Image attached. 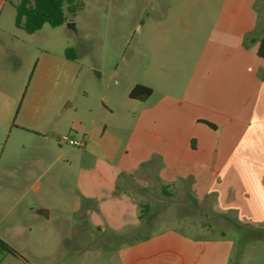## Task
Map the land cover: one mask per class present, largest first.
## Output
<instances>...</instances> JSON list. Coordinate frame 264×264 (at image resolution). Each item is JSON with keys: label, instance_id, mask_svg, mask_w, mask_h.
<instances>
[{"label": "crops", "instance_id": "1", "mask_svg": "<svg viewBox=\"0 0 264 264\" xmlns=\"http://www.w3.org/2000/svg\"><path fill=\"white\" fill-rule=\"evenodd\" d=\"M256 3L180 0L178 12L185 18L178 21L165 20L173 8H154L165 16L147 30L158 39L162 55L156 53L152 65L147 57L148 70L161 72L169 88L158 99L153 100L152 87L147 100L131 99L142 105L139 112L124 113L129 131L123 147L116 126L106 123L115 115L106 105L112 93L103 97L101 111L87 110L95 132L80 124L81 140L84 148L103 152L106 164L84 172L91 181L77 184L75 200L62 199L58 208L70 214L65 206L72 203V212L97 231L98 248L84 251L92 255L85 264H233L236 244L226 236L193 237L159 224L168 217L174 188L183 193L178 203L183 207H209L241 231L264 228V59L258 56L264 34ZM148 43L153 45L152 37ZM51 64L47 53L44 67ZM5 70L0 76V191L39 190L46 167L24 169L10 162L26 154L19 137L59 140L63 132L52 125L58 106L46 107L41 93L34 97L35 107L23 103L17 113L20 73ZM94 137L101 140L92 147Z\"/></svg>", "mask_w": 264, "mask_h": 264}, {"label": "rangeland", "instance_id": "2", "mask_svg": "<svg viewBox=\"0 0 264 264\" xmlns=\"http://www.w3.org/2000/svg\"><path fill=\"white\" fill-rule=\"evenodd\" d=\"M179 1L79 0L80 10L76 14L66 12L67 21L63 26L45 25L33 35L15 26L18 0L0 3V40L8 41L7 45H0V76L2 69L20 73L21 100L17 113L21 103L35 107L34 97L44 93L46 107L53 103L58 106L52 125L63 132L60 138L68 135L81 140L85 131H81L80 124L95 132L93 116L87 110L101 111L103 97L111 92L113 99L106 100V105L113 108L115 115L108 116L106 123L110 129L116 126L114 133L122 136L123 147L124 136L129 131L128 116L124 113L139 112L142 105L131 100L132 90L137 85L152 87L156 91L154 100L169 88L168 79L159 76L161 72L152 75L151 69L148 70L147 57L152 65L155 54L162 55V51L158 39L149 35L147 28L151 23L163 21L165 15L154 12L158 6L173 8L167 15L169 18H165L167 21L185 18L178 12ZM256 6L264 34V0H257ZM151 37L153 45L148 43ZM67 49H74V59H67ZM47 53L52 57V64L44 67ZM43 70L48 74L40 76ZM96 71L104 72V77L100 78ZM65 108L67 111L62 112ZM118 128L123 129V134ZM14 138L10 140L9 151L14 146ZM60 138L55 144L35 137L18 138L26 154L11 159L10 163L24 169L39 166L46 170L41 171L39 190L0 191V264H85L92 255L84 251L98 248L97 231L80 214L72 212V203L65 206L71 210L70 214L58 208L62 199L75 200L77 184L91 181L84 172L106 164L104 159H107L99 150L73 148L61 143ZM94 138L92 147L98 146L101 140ZM55 187L57 202L52 198ZM170 194L168 217L159 224L181 228L193 237L226 236L236 244L233 264H264V228L245 226L241 231L238 223L208 212L209 207L197 211L179 205L181 190L171 189ZM42 211L49 215H42Z\"/></svg>", "mask_w": 264, "mask_h": 264}, {"label": "trees", "instance_id": "3", "mask_svg": "<svg viewBox=\"0 0 264 264\" xmlns=\"http://www.w3.org/2000/svg\"><path fill=\"white\" fill-rule=\"evenodd\" d=\"M17 29L33 35L41 31L45 25L52 28L63 26L66 21V12L76 14L80 10L79 0H18L15 4ZM258 56L264 59V39L260 42ZM68 60L74 59V49L66 50ZM153 94V89L145 85H137L130 93L133 100L145 101ZM22 103L20 104L21 107ZM216 128L214 125H210ZM5 248L6 245L1 242Z\"/></svg>", "mask_w": 264, "mask_h": 264}, {"label": "built area", "instance_id": "4", "mask_svg": "<svg viewBox=\"0 0 264 264\" xmlns=\"http://www.w3.org/2000/svg\"><path fill=\"white\" fill-rule=\"evenodd\" d=\"M60 142L66 145H69L73 148H79V149H84L85 147V143L83 140H79L76 138H71L68 135L62 136L60 138Z\"/></svg>", "mask_w": 264, "mask_h": 264}, {"label": "water", "instance_id": "5", "mask_svg": "<svg viewBox=\"0 0 264 264\" xmlns=\"http://www.w3.org/2000/svg\"><path fill=\"white\" fill-rule=\"evenodd\" d=\"M99 76V75H98ZM42 215H44V216H48L49 215V212H47V211H42Z\"/></svg>", "mask_w": 264, "mask_h": 264}]
</instances>
